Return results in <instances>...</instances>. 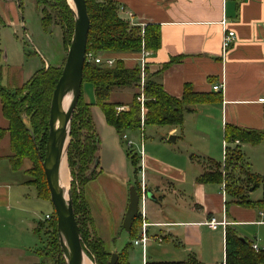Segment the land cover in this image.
<instances>
[{"label":"crops","instance_id":"obj_1","mask_svg":"<svg viewBox=\"0 0 264 264\" xmlns=\"http://www.w3.org/2000/svg\"><path fill=\"white\" fill-rule=\"evenodd\" d=\"M112 1L117 4L121 17H127L140 26L146 23L158 26L160 46L155 52L149 51L147 71L154 74V80L168 95L180 98L186 84L196 92L213 94L212 101L196 104L191 111L184 113L181 127L167 126L165 135L173 144L165 146L164 155L152 147L147 154L146 145L140 149V155L136 150L125 155L120 146L123 134L118 135L107 124L101 109L94 104L92 86L89 84L86 91L81 89L84 101L91 104L92 119L100 138L101 172L118 177L129 188L137 183L140 189L151 194L144 203V222L148 223L144 253L141 246L134 245L141 232L139 216L133 233L125 231L126 243L131 244V249L137 247V253L141 252V264L147 261L145 257L153 245L159 250L151 253V261L193 257L201 264H219L224 261L225 229L230 227L240 237L264 250V217L261 211L231 202L227 195L223 196L221 185L198 180L204 172L214 170L213 163L223 162L214 157L224 160L226 143L223 127L226 123L264 131V104L257 101L264 97V0ZM127 13L133 15L131 19ZM223 19L227 28L234 31L235 41L221 56ZM0 22L6 23L2 11ZM19 24L23 25L22 22ZM103 57L115 61L121 59L126 67L132 68L139 64L140 52L110 53ZM173 57L178 59L171 62ZM42 62L44 67L49 65L44 59ZM9 68L7 66V73ZM2 69L0 66V76ZM215 84H222V90L213 91ZM123 89L130 90L132 97L134 90L125 87L115 89L112 96L115 94L116 98L112 99L126 104L131 97L125 99ZM6 126L7 122L0 125ZM216 129L222 137L218 146L211 143ZM142 130L141 127L139 133ZM192 137L198 138L200 143H209L207 146L202 144L208 149H203L204 153L191 154ZM234 144L241 150L248 166L243 151L245 144ZM262 144L264 142L257 145ZM8 154L7 143V150L0 148V264H35L41 261L38 245L43 229L41 225L46 221L41 219L40 212L46 200L38 197L35 188L27 184V174L23 176L21 169L12 168ZM130 154L135 158L134 166L130 162ZM252 192H248L249 199L256 201L261 198V195L252 198ZM128 200L129 194L125 206L115 212V222L111 227L103 209L89 207L93 231L105 245L107 238L118 235ZM47 214L53 215V212ZM210 218L225 220L227 225L211 229L204 223ZM115 227L118 228L114 230ZM136 232L137 236L133 237Z\"/></svg>","mask_w":264,"mask_h":264},{"label":"trees","instance_id":"obj_2","mask_svg":"<svg viewBox=\"0 0 264 264\" xmlns=\"http://www.w3.org/2000/svg\"><path fill=\"white\" fill-rule=\"evenodd\" d=\"M41 5V24L47 30L52 24L60 26L65 50L70 44L74 26V13L67 0H37ZM21 1H19L20 6ZM89 17V29L86 40V56L83 64V83L93 88L94 104L98 106L108 125L118 135L128 131L136 133L141 124L157 126H178L183 124L184 113L192 110L196 104L213 100V94L196 92L186 84L180 98L168 95L162 85L154 80V74L145 69L142 92L144 95V114L141 104L136 100L140 91L141 70L137 64L132 68L125 66L118 59L110 67L95 64L89 57L110 53L140 52L141 47L155 52L160 46V32L156 25H140L124 20L119 15L118 6L112 0H85ZM176 59L173 57L171 62ZM48 65L37 70L25 83L14 90L0 84V111L7 122L0 127V141L7 136L9 160L13 169H22L28 175L27 184L32 185L37 196L49 201V191L42 169V159L48 136V117L55 84L61 74L62 66ZM83 85V84H82ZM132 88L131 100L126 104L112 99L117 88ZM126 106V110L125 107ZM116 107H124L117 112ZM25 121L28 122V126ZM225 146L224 163H213L214 170L204 172L198 180L205 183H224L230 201L243 206H252L261 211L264 217V179L248 168L243 154L234 143L257 145L264 142V131L245 129L226 123L223 127ZM231 145V146H230ZM233 145V146H232ZM100 138L96 131L91 104L86 103L82 91L70 123L69 143L67 147V165L70 173V193L73 213L76 218L81 244L87 256L94 264H106L110 253L101 238L95 235L89 205L84 199V189L88 181L100 173L99 158ZM129 152H127V155ZM131 164H136L134 156L129 155ZM95 165V166H94ZM94 166V167H93ZM137 192L140 188L133 183ZM261 189V198L251 200L248 192ZM45 222L47 244L39 250L42 263L50 258V264H65L56 230V218ZM139 217L132 222L133 233ZM88 222V230L85 223ZM44 227V225H41ZM137 236V232L133 237ZM252 242L240 237L234 229L226 227L224 233V261L226 264H261L264 263V250L255 251ZM131 244L116 252V264H130ZM145 264H201L193 257L178 261H146Z\"/></svg>","mask_w":264,"mask_h":264},{"label":"rangeland","instance_id":"obj_3","mask_svg":"<svg viewBox=\"0 0 264 264\" xmlns=\"http://www.w3.org/2000/svg\"><path fill=\"white\" fill-rule=\"evenodd\" d=\"M1 11L4 12L6 19V23L3 24L0 22V66L3 67L2 74L0 76V84H2V86L9 90H14L16 87L21 86L37 70L44 67L42 59H44L49 63V65L53 67L62 65L67 54V50H65V46L62 42V30L60 26L55 24H52L47 30L43 29L41 24V5L37 2V0H21L20 6L16 1L2 0L0 1V12ZM122 18L128 21L127 17ZM20 22H22L23 25H20ZM7 66H10L8 73ZM89 88L90 85L88 83H83V91H86ZM123 90L122 96L125 99L128 97V99H130V90ZM114 95L112 97L116 98ZM120 96L121 95H118L119 98ZM126 109L127 108H125V110ZM5 124L6 122L0 114V125L3 126ZM167 128V126L142 124V132L139 133L138 131L136 134L130 131L126 132L125 135L127 136V140L121 137L120 146L125 155L127 152L134 150H136L139 154L140 149H143L145 145L147 154L148 149L152 147L153 150H156L160 152L159 154L164 155L165 146L173 144L171 141H168V136L165 135ZM216 131L217 132L215 134L212 133L214 136L211 137L212 141H210L211 143H216V146H218L220 139L222 140V137L220 138V134L217 129ZM128 140L132 141L133 143L131 147L127 143ZM190 141L192 143V146L189 150L191 154H198L199 152H202L203 149H208L202 146V144H205V146L210 145L207 142L200 143V140L196 137H192ZM7 143L8 140L7 137H5L0 143V148L2 150H7ZM178 145L181 144L178 143ZM216 146L215 149L218 148ZM243 151L245 157L247 158L250 171H254L258 173L259 176L263 177L264 144H245ZM214 158L220 162L223 161V158L220 159L219 156ZM21 171L23 176L24 174L26 175L24 170L21 169ZM101 173L102 172L100 171V174L98 173L96 177L87 182L84 189V199L88 203L89 207L94 206L97 209H103L106 216L108 217L107 223L111 227L115 222L113 221L115 212H117L119 208H123V206H125L124 203H126V196L129 194V187L127 184H124L121 179H118V177L111 176L105 172L102 174ZM132 178L133 176H131L130 180ZM69 179L71 181L70 173ZM252 194V198H256L261 195L260 188L254 190ZM43 204L44 205L42 206H44V208H42L40 212L42 220H44L45 214L48 212H54L50 201L46 200L43 202ZM45 225L46 224L44 223V227L40 234V245H38L40 249H43L47 244ZM85 228L89 232L88 222L85 223ZM117 228L118 227H115L114 230ZM117 233L118 235L115 236V238H107L106 240L107 251L110 254L113 252H119L126 244L125 230L120 227ZM163 245L164 244L160 245V247ZM134 247L135 246H133V249L129 251L130 260L132 261L131 262L129 260V262L130 264H141V252L138 251L137 253V247ZM158 250L159 248L156 245H153L150 250L148 249V254L145 257V261H151V253L157 252ZM178 260V258L172 257L161 259V261ZM35 264H50V258L44 263H42V261H38Z\"/></svg>","mask_w":264,"mask_h":264},{"label":"water","instance_id":"obj_4","mask_svg":"<svg viewBox=\"0 0 264 264\" xmlns=\"http://www.w3.org/2000/svg\"><path fill=\"white\" fill-rule=\"evenodd\" d=\"M13 1L19 3L21 0ZM70 1L72 5L67 0L74 13L73 33L61 74L52 92L48 136L41 165L49 191V201L56 218V230L64 263L85 264V256H88L81 244L79 227L73 213L70 182L67 188L61 182V170L64 168V163L67 164L70 123L83 84L82 71L90 24L85 0ZM25 123L29 125L27 121ZM98 162L99 158H96L95 165ZM145 196H151L149 191H145ZM140 197L141 189L139 194L135 186H131L127 209L122 221V228L126 232L130 231L133 219L138 216ZM117 258L116 252L111 253L106 264H116ZM91 263L94 264L92 261Z\"/></svg>","mask_w":264,"mask_h":264},{"label":"built area","instance_id":"obj_5","mask_svg":"<svg viewBox=\"0 0 264 264\" xmlns=\"http://www.w3.org/2000/svg\"><path fill=\"white\" fill-rule=\"evenodd\" d=\"M120 9H123L122 7ZM124 11V10H123ZM129 19H131V17L133 16L131 13H127ZM131 22V21H130ZM143 24H141V28H143ZM221 26H222V30H223V34H222V39H221V56H224L226 54V52L228 51V49L232 46V44L235 41V33L233 30H230L227 28V22L225 19H223L221 21ZM149 51L145 50L143 48V46L141 47L140 50V59H139V66H140V70H141V81H140V93L137 96V100L138 102L141 104V113L144 114L145 112V107H144V95L142 92V88H143V79L145 78V69L147 68V61L146 58L149 56ZM90 59L95 63V64H99L102 66H106V67H110L114 64V61L112 58H107V57H103V55H96V56H92L91 54L89 55ZM223 88L222 84H215L212 86V90L213 91H221ZM258 102L264 104V97L260 98L257 100ZM124 107H116V111L119 112L121 110H123ZM142 126V124H141ZM123 139L127 140V136L125 134H123ZM128 145L131 146L132 145V141L128 140ZM225 153L226 150L224 148V160H225ZM223 160V163H224ZM220 190L224 195H226V191H225V185L224 183L221 184ZM146 200V196H145V191L144 189H141V197L139 199V206H138V216L141 218V232L139 237L134 241V245H139L142 248V252L144 253V249L146 246V241L148 240V235H147V231H146V226L148 225V223L144 222V218H145V203ZM262 214V213H261ZM51 215L50 214H46L44 217V221H48L51 219ZM205 225L209 226L211 229H215L217 228L218 225H222V226H226L227 222L225 220L222 221H217L215 218H210L208 220H206ZM158 241H161V238H157ZM252 248L255 251H259L260 249L255 245L252 244L251 245ZM219 264H226L225 261H223L222 263Z\"/></svg>","mask_w":264,"mask_h":264},{"label":"bare ground","instance_id":"obj_6","mask_svg":"<svg viewBox=\"0 0 264 264\" xmlns=\"http://www.w3.org/2000/svg\"><path fill=\"white\" fill-rule=\"evenodd\" d=\"M68 2L72 5V2L68 0ZM61 182L65 186L68 187L70 179H69V171L67 164L64 163V168L61 170ZM85 264H92L88 257L85 256Z\"/></svg>","mask_w":264,"mask_h":264}]
</instances>
